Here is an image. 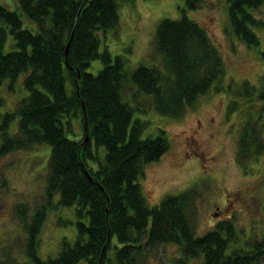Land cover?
<instances>
[{"label":"trees","instance_id":"trees-1","mask_svg":"<svg viewBox=\"0 0 264 264\" xmlns=\"http://www.w3.org/2000/svg\"><path fill=\"white\" fill-rule=\"evenodd\" d=\"M15 1V10L0 3V84L26 72L23 82L28 94L12 110L0 112V155L50 145L47 199L58 193V203L77 205L80 216L74 241L63 239L58 255L41 259L36 252L37 236L46 219V204L34 210L30 221L25 205L15 207L28 235L25 253L33 264L81 260L147 264L149 252L166 243L177 244L185 257L202 255L204 264L258 263L264 256V239L248 242L247 248H231L236 240L231 222L195 235L188 215L196 193L193 187L149 205L138 182L144 168L170 149V142L163 130L142 138L146 122L140 119L129 130L134 110L144 107L137 96L146 95L158 114L173 118L193 108L225 70L206 30L185 15L163 18L156 25L149 56L156 57V62L150 58L155 64L129 67L122 55L112 56L106 47L99 50L97 31L114 27L121 3L132 0ZM184 1L190 10L203 2ZM226 2L235 35L248 46L258 45L249 25L260 26L264 21L248 9L264 0ZM24 19L34 23L35 29L24 27ZM8 33L15 48L5 52ZM95 59L103 66L94 74L88 67ZM258 98L259 116L239 134L241 165L264 151V74ZM15 120L16 130L11 132ZM74 120L82 129L81 138L66 136L65 126L71 130ZM0 264L18 263L0 258Z\"/></svg>","mask_w":264,"mask_h":264},{"label":"rangeland","instance_id":"rangeland-1","mask_svg":"<svg viewBox=\"0 0 264 264\" xmlns=\"http://www.w3.org/2000/svg\"><path fill=\"white\" fill-rule=\"evenodd\" d=\"M0 3L17 9L15 0H0ZM248 10L264 21V3ZM183 15L206 30L223 58L224 74L179 118L158 114L150 107L146 95L137 96L144 107L134 110L129 130L132 123L140 119L146 122L142 138L155 136L163 130L170 142V149L144 168L138 182L149 205L158 204L167 194H178L193 187L196 193L188 215L195 235L221 222H231L236 235L231 248H247L248 242L264 239V151L241 165L237 150L243 126L251 125L259 116L258 95L264 74V24L249 25L259 43L248 46L232 29L226 0H203L195 10L187 9L184 0H132L121 3L114 27L97 31L99 50L106 47L112 56L122 55L129 67L138 63L155 64L149 56L153 52L157 23L163 18L176 19ZM23 26L35 29V24L26 19ZM13 43L14 38L8 33L4 51L15 48ZM152 59L156 62V57ZM102 66V62L95 59L88 71L95 74ZM26 74L0 84L1 113L12 110L20 98L28 94L23 82ZM126 101L135 106L129 98ZM16 126L15 120L10 131L14 132ZM71 126V130L65 126L66 136L81 138L78 122L72 121ZM262 137L264 139V131ZM99 150L103 153L104 148L99 147ZM49 154L50 145L40 144L0 155L1 259L33 264L25 253L28 235L16 213L18 204L26 206L27 221L38 206L46 204V219L37 236L36 252L41 259L58 255L63 239L73 242L76 238V222L80 219L78 206H62L58 203V193L50 200L45 193ZM147 260V264H204L202 255L185 257L179 246L172 243L152 249ZM77 264L87 263L81 260ZM256 264H264V256Z\"/></svg>","mask_w":264,"mask_h":264},{"label":"water","instance_id":"water-1","mask_svg":"<svg viewBox=\"0 0 264 264\" xmlns=\"http://www.w3.org/2000/svg\"><path fill=\"white\" fill-rule=\"evenodd\" d=\"M87 139V135L85 136V140Z\"/></svg>","mask_w":264,"mask_h":264},{"label":"flooded vegetation","instance_id":"flooded-vegetation-1","mask_svg":"<svg viewBox=\"0 0 264 264\" xmlns=\"http://www.w3.org/2000/svg\"><path fill=\"white\" fill-rule=\"evenodd\" d=\"M225 213V212H224ZM217 214H218V212H217Z\"/></svg>","mask_w":264,"mask_h":264}]
</instances>
